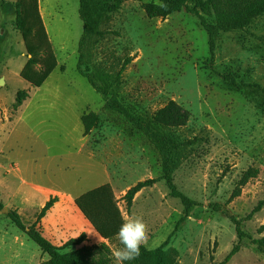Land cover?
<instances>
[{
    "label": "rangeland",
    "instance_id": "374dc122",
    "mask_svg": "<svg viewBox=\"0 0 264 264\" xmlns=\"http://www.w3.org/2000/svg\"><path fill=\"white\" fill-rule=\"evenodd\" d=\"M16 2L0 0V264L49 260L7 214L17 210L31 225L51 197L58 201L42 220L43 236L62 246L84 233L86 241L74 249L105 244L115 264L112 251L119 242L116 237L104 240L85 220L75 205L77 183L83 184L80 194L109 185L123 220L140 217L147 225L142 246L155 250L166 243L170 264L224 261L238 237L229 218L213 210L223 205L252 238L241 243L228 264H264V249L254 243L264 239V96L223 79L231 76L239 84L264 88V16L244 31L220 33L212 53L209 36L194 16L183 11L150 19L143 6L161 0H125L105 27L109 33L93 41L82 67L104 91L101 96L77 71L80 0H39L58 63L66 67L65 72L57 68L45 83L60 87L64 95L54 111L48 108L45 84L34 88L20 77L28 56L16 29ZM21 90L30 97L15 111ZM111 95L147 122L170 101L190 113L183 128L156 127L178 143L196 140L176 152L174 182L203 207L195 208L177 230L184 207L164 181L142 189L127 209L124 197L130 188L159 179L162 166L139 129L104 107L103 98ZM91 112L100 123L84 136L81 116ZM16 164L25 181L15 177L20 172L13 170ZM251 168L259 170L257 178L234 197Z\"/></svg>",
    "mask_w": 264,
    "mask_h": 264
},
{
    "label": "trees",
    "instance_id": "16d2710c",
    "mask_svg": "<svg viewBox=\"0 0 264 264\" xmlns=\"http://www.w3.org/2000/svg\"><path fill=\"white\" fill-rule=\"evenodd\" d=\"M125 0H80L79 17L83 23V34L78 46V73L88 80L90 86L101 96L104 91L99 88L94 79L85 74L83 65L91 55L93 41L103 39L109 32L105 27L109 24L111 15L118 12ZM145 13L150 19H166L171 15L185 11L200 21L202 28L207 32L210 39L211 52L215 47V38L220 33H233L244 31L264 16V0H161L160 4L149 3L143 6ZM16 29L22 34L28 61L23 67L20 77L34 88H40L59 68L65 72L66 67L60 66L57 56L48 35L40 9L39 0H17L16 2ZM223 79L236 89H253L264 96V88L259 85L239 84L233 77L224 76ZM30 95L26 90L18 91L15 97L14 110L20 108ZM104 107L116 112L127 120L143 134L147 145L158 155L162 166V175L159 179L139 182L127 192L124 197L127 209L132 206L135 196L144 188L151 187L158 181H164L173 198L179 199L184 207V217L179 221L176 230L184 223L195 208L203 207V204L193 200L180 192L174 182L175 161L174 156L180 149L189 146L196 140H184L176 142L163 131L183 128L190 119V113L175 101L168 102L159 109L151 122L134 115L129 108L122 104L114 95L109 99L103 98ZM84 127V136H87L99 123L100 118L91 112L81 116ZM259 170L249 169L240 182L239 188L235 191L234 197L241 194V189L250 180L257 178ZM58 201L57 197L50 200L40 211L36 221L26 225L17 210L8 212L7 217L12 224L39 248L42 254L48 256L49 260L41 264H112L109 257V250L105 244L101 246H83L86 241V234L78 238L69 239L62 246L54 245L42 234V220ZM75 205L90 223L97 235L104 240L116 237L120 225L123 222L120 210L117 206L109 185H102L81 195L75 200ZM4 209L0 201V212ZM213 210L222 213L234 224L238 237V244L220 264H228L240 249L245 239L252 240L251 236L245 233L242 223L223 205L213 206ZM254 243L264 249V239L254 240ZM166 243L155 250H148L141 246L140 255L135 263L141 261L148 264H170L168 252H164ZM107 255V256H106Z\"/></svg>",
    "mask_w": 264,
    "mask_h": 264
},
{
    "label": "clouds",
    "instance_id": "9594fccd",
    "mask_svg": "<svg viewBox=\"0 0 264 264\" xmlns=\"http://www.w3.org/2000/svg\"><path fill=\"white\" fill-rule=\"evenodd\" d=\"M147 238L148 228L142 218L133 216L124 218L116 233L120 247L112 251L115 264H126V262L137 259L141 246Z\"/></svg>",
    "mask_w": 264,
    "mask_h": 264
},
{
    "label": "bare ground",
    "instance_id": "6f19581e",
    "mask_svg": "<svg viewBox=\"0 0 264 264\" xmlns=\"http://www.w3.org/2000/svg\"><path fill=\"white\" fill-rule=\"evenodd\" d=\"M45 23V26H46V29H47V32H48V35H49V37H50V39H51V41L53 42V39H52V36H51V31H50V28H49V26H47V24H46V22H44ZM46 83V82H45ZM44 83V84H45ZM43 84V85H44ZM42 85V86H43ZM41 86V87H42ZM40 87V88H41ZM45 89H46V100L48 101V108L49 109H51V110H56L57 109V104H58V101L60 100V98H64V95L62 94V92H61V88L60 87H54V88H52V86H49L48 84H45ZM43 87V88H44ZM42 90V89H41ZM28 106H29V104H27L26 105V108H25V110H23L22 111V115L24 114V111L26 112V109L28 108ZM80 169H83V168H80ZM85 169V172L87 171V169L86 168H84ZM89 172H90V170H88L87 172H86V175H88L89 174ZM86 175H84V177L86 176Z\"/></svg>",
    "mask_w": 264,
    "mask_h": 264
},
{
    "label": "crops",
    "instance_id": "0c3cea01",
    "mask_svg": "<svg viewBox=\"0 0 264 264\" xmlns=\"http://www.w3.org/2000/svg\"><path fill=\"white\" fill-rule=\"evenodd\" d=\"M21 167V166H20ZM21 172H22V170L20 169V172L19 173H17V174H15V177L16 178H18V179H20V180H22V181H25V180H23V178L21 177ZM82 182H84V181H82ZM100 182H102V181H100ZM100 182H97L96 184H99ZM82 185L83 184H81V183H77L76 185H75V187L72 189L75 193L77 192V198L78 197H80L81 195H83V194H85L86 192H84V193H82V194H80V192L82 191V190H84V188H82ZM90 191V190H89ZM88 192V191H87ZM80 194V195H79ZM44 220V219H43ZM86 220V219H85ZM87 221V220H86ZM88 222V221H87ZM89 223V222H88ZM89 225H90V223H89ZM91 226V225H90ZM92 227V226H91ZM79 234H82V233H79ZM77 235V234H76Z\"/></svg>",
    "mask_w": 264,
    "mask_h": 264
},
{
    "label": "built area",
    "instance_id": "2783aa9c",
    "mask_svg": "<svg viewBox=\"0 0 264 264\" xmlns=\"http://www.w3.org/2000/svg\"><path fill=\"white\" fill-rule=\"evenodd\" d=\"M21 167L19 164L14 165L13 170L20 171Z\"/></svg>",
    "mask_w": 264,
    "mask_h": 264
}]
</instances>
